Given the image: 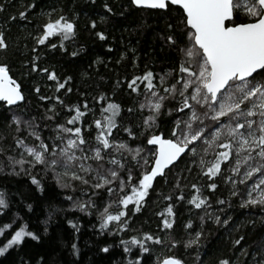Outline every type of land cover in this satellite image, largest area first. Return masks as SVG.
<instances>
[{"label": "snow or ice", "instance_id": "1", "mask_svg": "<svg viewBox=\"0 0 264 264\" xmlns=\"http://www.w3.org/2000/svg\"><path fill=\"white\" fill-rule=\"evenodd\" d=\"M131 4L148 11L168 12L173 6L179 10V23H169L170 34L164 37L176 55L173 67L163 73L146 68L140 75L123 80L129 95L137 98L127 113H138L139 123L125 124L122 104L103 92L93 97L91 106L87 99L66 103L59 94L39 95L40 100L49 101L39 123L35 117L24 119L15 113L6 119L5 131L12 142L0 143V173L5 169L16 175L23 173L41 192L44 184L38 173L50 176L59 188L71 190L72 194L65 193L71 207L84 212L94 209L102 230L114 223L111 231L119 232L129 226L130 213L140 212L155 190L157 178L166 179L172 172L176 191L163 199L186 201L190 211L199 210L201 227L193 230V220L187 219L183 228L189 238H171V244L183 243L186 249L194 246L199 251L205 220L228 225L232 219L223 207H212L210 195L217 191L219 182L228 188L216 204L230 208V200L238 198L241 208L264 212V0H131ZM34 7L33 0L18 16L27 19L26 12ZM104 7L112 11L107 3ZM4 8L0 3V10ZM45 15L35 45L55 48L59 44L63 48L64 42L76 35L74 20L66 15ZM91 23L95 28L96 21ZM96 35L105 39L103 31ZM51 37H58L57 43H51ZM7 47L5 34L0 32V49ZM26 63L32 72L39 71L55 81L57 93H71L66 87L70 76L61 82L54 70L35 61ZM34 91L39 94L40 87ZM24 100L21 84L10 75L9 65L0 62V107L19 108ZM162 117L167 118V134L160 130ZM137 137L143 140L133 144ZM5 140L0 132V141ZM181 163L183 167H179ZM193 170L206 183H182ZM184 188L191 191L186 195ZM77 191L80 196L74 199ZM6 195L0 190V213L9 205ZM26 206L32 208L31 204ZM163 213L157 214L162 217L158 227L173 230L176 213L171 202ZM68 223L73 224L71 220ZM12 228L13 222L0 225V237ZM26 228V224L20 225L11 232L0 246V255L19 246L25 237L40 239ZM141 235L143 238L132 235L121 240L124 251L139 246V252L148 253V241L163 243L158 235ZM242 240L240 237L234 244L240 245ZM72 249L78 254L75 243ZM102 251L107 252L108 246ZM240 251L249 255L246 248ZM135 262L143 264V258L137 255ZM158 264L184 261L166 255L158 258ZM217 264L233 262L225 257ZM252 264H264V244L252 253Z\"/></svg>", "mask_w": 264, "mask_h": 264}, {"label": "trees", "instance_id": "2", "mask_svg": "<svg viewBox=\"0 0 264 264\" xmlns=\"http://www.w3.org/2000/svg\"><path fill=\"white\" fill-rule=\"evenodd\" d=\"M32 2L0 0L5 5L0 10V32L5 34L8 44L6 49H0V62L9 65L10 74L21 84L25 95V100L19 102V108L7 105L0 107V132H4L6 137L0 143L12 142L11 135L5 131L6 119H10L12 114L23 115L24 119L35 117L39 123L49 103L40 100L39 95L52 97L59 94L66 103L87 99L91 106L93 97L103 92L122 104L125 124L137 125L138 113H127V108L134 106V99L137 98L129 95L123 80L140 75L146 68L152 69L154 73H163L173 67L176 55L165 44L164 37L170 34L167 28L169 23H179L178 6L164 12L139 9L131 4V0H34L35 7L28 9L27 19L20 18L18 13ZM106 3L112 9L111 12L105 9ZM46 13H50L53 18L66 15L76 24L75 37L65 41L63 48L59 44L55 48L35 45V37L47 19ZM92 21H96L95 28L92 27ZM100 31L105 33L103 40L96 35ZM57 39L51 37L49 41L57 43ZM73 52H76L75 56ZM37 56L39 59L35 60ZM26 61H35L40 67L54 70L61 82L70 76L72 79L67 81L66 87L72 89L71 93L64 90L57 93L55 81L48 80L39 71L32 72ZM117 81H120L119 87ZM37 85L40 87L39 94L34 91ZM160 130L167 134L166 117L161 118ZM142 140L143 137H137L132 142L136 144ZM28 142L32 143L31 137ZM179 167H183V163ZM176 171L173 169V172ZM38 174L43 178V192L23 173L16 175L7 169L0 173V190L7 194L9 201L8 207L0 213V225L13 222V228L0 237V246L20 225L26 224V231H34L40 236L39 240L25 237L19 246L14 245L0 255V264H136L137 255L143 258V264H158V258L162 259L166 255H174L182 259L184 264H217L219 259L225 257L230 258L233 264H252V253L258 252L259 246L264 244V212L257 208H241L238 198L230 200V208L215 203L218 197L227 194L228 186L222 181L217 191L210 195L212 207H223L232 219L228 225L205 220L204 235L197 251L194 246L186 249L183 243L175 246L171 244V238L181 241L189 238L183 228L187 219L193 220V230L201 227L199 210L190 211L191 206L186 201L163 199V196L176 191L172 186V172L166 179L157 178L155 190L150 192L140 212L130 213L132 218L128 221L129 226L119 232L111 231L114 223L110 224L109 229L102 230L94 209L84 212L71 207L72 201L65 198L66 192L72 194L71 190L61 189L50 176ZM197 180L201 184L206 183L193 170V175L182 183L190 184ZM190 191L184 188L186 195ZM76 196H80L79 191L74 194V199ZM170 202L176 213L175 225L173 230H165L158 227L162 217L157 214H164L163 210ZM27 204H31L32 208L29 209ZM17 213L18 216L15 215ZM69 220L73 224H69ZM73 225H77L78 230ZM144 232L160 236L163 243L148 241V253L139 252V246L133 247L131 252H125L121 240L132 235L143 238L141 234ZM240 237H243L241 244H234ZM73 243L77 245L78 254L72 249ZM105 246H108L107 252L102 251ZM241 248H246L249 255H244ZM197 255L199 260L196 259Z\"/></svg>", "mask_w": 264, "mask_h": 264}, {"label": "water", "instance_id": "3", "mask_svg": "<svg viewBox=\"0 0 264 264\" xmlns=\"http://www.w3.org/2000/svg\"><path fill=\"white\" fill-rule=\"evenodd\" d=\"M11 75V74H10Z\"/></svg>", "mask_w": 264, "mask_h": 264}]
</instances>
